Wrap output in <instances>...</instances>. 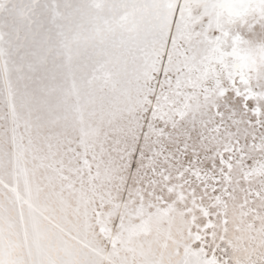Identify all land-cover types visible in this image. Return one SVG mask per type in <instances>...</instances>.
<instances>
[{
    "label": "snow or ice",
    "instance_id": "1",
    "mask_svg": "<svg viewBox=\"0 0 264 264\" xmlns=\"http://www.w3.org/2000/svg\"><path fill=\"white\" fill-rule=\"evenodd\" d=\"M123 4L63 124L18 115L0 39V264H73L42 221L88 264H264V0Z\"/></svg>",
    "mask_w": 264,
    "mask_h": 264
},
{
    "label": "bare ground",
    "instance_id": "2",
    "mask_svg": "<svg viewBox=\"0 0 264 264\" xmlns=\"http://www.w3.org/2000/svg\"><path fill=\"white\" fill-rule=\"evenodd\" d=\"M123 7V0H0V39L18 115L33 124H63L77 109L99 104L100 93L88 81L114 36L104 21ZM41 230L53 259L65 257V250L73 264L92 259L88 248L48 222H41ZM8 251L10 258H28L23 245Z\"/></svg>",
    "mask_w": 264,
    "mask_h": 264
}]
</instances>
